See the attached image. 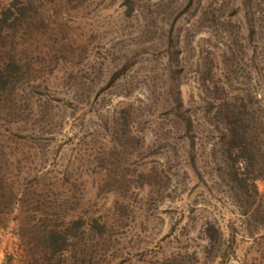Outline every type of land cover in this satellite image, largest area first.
I'll return each mask as SVG.
<instances>
[{
	"label": "rangeland",
	"instance_id": "374dc122",
	"mask_svg": "<svg viewBox=\"0 0 264 264\" xmlns=\"http://www.w3.org/2000/svg\"><path fill=\"white\" fill-rule=\"evenodd\" d=\"M6 8L0 264H264V179H238L223 131L240 104L264 169V0ZM48 226L65 236L52 255Z\"/></svg>",
	"mask_w": 264,
	"mask_h": 264
},
{
	"label": "trees",
	"instance_id": "16d2710c",
	"mask_svg": "<svg viewBox=\"0 0 264 264\" xmlns=\"http://www.w3.org/2000/svg\"><path fill=\"white\" fill-rule=\"evenodd\" d=\"M10 8H6L1 12L0 15V38L3 35V30H5L9 25L7 24V19ZM10 65H14V62ZM1 71V70H0ZM9 82L8 78L2 79L0 72V89L5 87ZM225 122H224V136L228 139L229 147L228 149L234 154L233 161L237 165H241V171L239 172L238 179L245 183L247 188H250L254 194H257V188L255 181L258 179H264V169L263 166L258 168L259 170L254 171L253 168L256 164V155L258 153V148L254 144L255 138L258 134H253L252 129L247 126V121L241 111V105L233 103L229 107L225 108ZM186 130L191 131V119L188 116H184ZM264 130V128H263ZM264 142V138H263ZM239 168V166H238ZM254 171V173H253ZM249 173H253L249 176ZM3 179L0 177V215H3L7 209L8 204L12 196V191L5 187ZM248 213V212H245ZM244 213V214H245ZM204 235L206 241L209 245L214 243H224V235L221 230L213 223H207L204 227ZM40 239L45 246L46 252L50 255L55 252L64 250L65 236L62 232L57 230L54 226H48L47 229L42 231L36 239ZM55 264V263H53Z\"/></svg>",
	"mask_w": 264,
	"mask_h": 264
}]
</instances>
